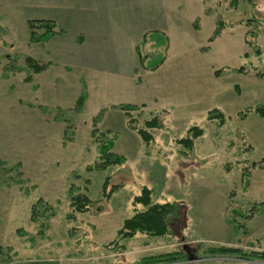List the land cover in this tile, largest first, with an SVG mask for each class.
Returning <instances> with one entry per match:
<instances>
[{
    "label": "rangeland",
    "instance_id": "374dc122",
    "mask_svg": "<svg viewBox=\"0 0 264 264\" xmlns=\"http://www.w3.org/2000/svg\"><path fill=\"white\" fill-rule=\"evenodd\" d=\"M53 3L0 0V264H264V170L251 166L264 160V116L246 110L264 95V79L253 75L255 67L264 72V0H126L96 35L76 33L84 18L68 19ZM32 19L56 21L63 35L32 42ZM96 37L99 48H86ZM159 51L164 62L143 68L140 56L152 61ZM27 56L50 66L33 73ZM242 65L251 72L234 70ZM214 109L226 117L221 127L209 118ZM160 112L146 145L138 128ZM194 125L204 135L183 152L175 140ZM99 136L126 161L89 171ZM243 167L252 169L248 186ZM144 186L156 202H177L172 233L111 244ZM74 187L94 202L91 210L72 213ZM233 209L239 229L227 221ZM222 246L238 251H210Z\"/></svg>",
    "mask_w": 264,
    "mask_h": 264
},
{
    "label": "trees",
    "instance_id": "16d2710c",
    "mask_svg": "<svg viewBox=\"0 0 264 264\" xmlns=\"http://www.w3.org/2000/svg\"><path fill=\"white\" fill-rule=\"evenodd\" d=\"M56 22L54 20H48V19H32L28 21V27L30 30V39L32 42L34 41H41L46 42L51 37H53L56 34H59L61 31L56 30ZM221 25L218 24L217 29L213 33V35L210 37V41H213L216 36L219 35L221 31ZM39 30H43L42 33H38ZM149 35L146 34L145 38L143 39V42L147 40V37ZM158 40V44L165 46L164 49L167 50L168 48V37L161 33L156 37ZM247 43L252 46V41H247ZM138 52H139V45H138ZM254 52H256L257 55L261 54V49L254 45ZM158 58H155V62L149 61V59H146L144 57L140 56V62L143 68H146L148 70H155L157 69L163 62L165 58V53L163 51H159L156 56ZM244 56H248V53L244 54ZM154 58V57H153ZM26 62L28 65L29 70H31L33 73H40L44 70L48 69L50 66V63L48 62H39L38 60L34 59L33 57L27 56ZM148 66V67H147ZM238 73H244L248 74L251 71L247 69L245 65L240 66L239 68L234 69ZM222 71L218 70L215 72L216 75H219ZM254 75L264 78V72L261 70H258L257 67L254 68ZM26 82L32 81V73L27 75L25 78ZM236 92L240 93V87L236 86ZM86 101V95H81L78 98L77 102V108L79 110L82 109L84 106V103ZM119 108L122 110H136L139 109V106L134 104H120L118 105ZM165 110V109H163ZM162 110V111H163ZM247 111H255L260 116H264V103H258V105L246 109ZM161 111V112H162ZM246 111V112H247ZM156 113L151 119H147L145 121V127L144 128H138V133L140 134L142 140L147 144H150L154 141L155 136L152 132L149 131V129L153 128H160L161 123L159 121L160 114ZM246 113H242V116H245ZM209 118L213 119L217 122L219 127L223 126L226 122V117L223 112L219 111L218 109H214L209 112ZM130 127L133 129H136V126L130 123ZM204 135V129L200 126L194 125L191 128L188 129L187 134L185 137L177 138L175 141L177 144H179L183 148V152L192 150L195 147V142L198 138ZM102 136L97 137L100 149V156L99 159L93 164L88 166L89 171H103L107 169L111 165L115 164H121L126 161V158L123 155L118 154L113 150V142L112 141H103L101 138ZM254 168H259L264 170V160L260 162H254L251 164ZM248 167H243V173L245 177V186H248L249 179L251 176V170L247 169ZM251 168V167H250ZM74 193L69 191L70 194V207L72 210V213L76 215L77 213H84L88 210H91V208L94 205V202L89 198V196L81 191L79 187H74ZM112 190L107 193L108 195L111 194ZM39 206H45V202L41 199L38 200ZM230 203V202H229ZM132 204L136 206L134 209V213L131 217L124 220L122 227L118 231L117 238L110 243L113 242H120V240L130 239L136 236L137 234H146L151 236H165L170 233H172V221L174 218H177L179 216V207L177 205L176 201H165V202H156L154 201L152 197V189L148 186H144L141 190V192L133 197ZM262 204V207L264 208V203ZM138 206H141L142 208H138ZM230 206H228V209ZM35 209H37V205L35 206ZM240 213L239 210L233 209L232 210V217L227 216V221L235 228L239 229L240 226L244 225V223L239 222L236 219V215ZM38 216L41 215V213L36 212ZM72 214V216H73ZM248 216H251L250 214H246L243 216V218H248ZM213 253L216 252H222V253H235L238 251L235 247H217L210 249ZM2 253V247H0V254ZM177 254V253H176ZM165 256H171L170 254H167ZM164 256V257H165ZM174 257V256H173ZM264 257V254L262 255ZM175 259V258H173ZM164 260V259H161ZM145 263H154L157 262L154 258H147L144 260Z\"/></svg>",
    "mask_w": 264,
    "mask_h": 264
},
{
    "label": "crops",
    "instance_id": "0c3cea01",
    "mask_svg": "<svg viewBox=\"0 0 264 264\" xmlns=\"http://www.w3.org/2000/svg\"><path fill=\"white\" fill-rule=\"evenodd\" d=\"M53 1L55 2V3H53V5L56 8L55 11L60 12V14H62V15L64 14V16H67L68 19H70L72 17H73V20H74V18H78V17H80L81 19L84 18L83 22L80 25L81 28L78 27L79 25L74 27V29H76V33H80L81 30L83 32V30H84L85 32L89 31V33L95 34V35L98 33L103 34V31L109 30V27H107L106 30L103 29V25L107 26V24H105L106 22L102 19L103 18L107 19L109 17L114 18L115 16L120 15V12H117V11H120V10L124 11V9L126 10V8H125L126 0H53ZM127 3H128V1H127ZM69 10L73 11V13L71 14L70 12H68ZM37 13H39L40 15L42 14V12H40V11H38ZM39 14H37V15H39ZM44 14H46V13H44ZM51 14L57 16L56 14H53V13H51ZM37 17H40V16H37ZM45 17H46V15H44V18ZM86 18L87 19L90 18L92 20H85ZM101 20H102V22H100ZM98 22H100L102 24V26H98ZM90 23H92L93 25H88ZM56 24H57V22H56ZM108 26H109V24H108ZM61 35H63L62 32H60L58 35L57 34L54 35L49 40L44 42V44H47L48 42H50L52 40H56L54 38L57 36L60 37ZM79 37H80V35L79 36L75 35V38L77 39L78 42H80ZM98 39L102 40L101 37H96V39H94L93 42L90 41L91 42L90 47H86V48H89V49H91V47L92 48L93 47L99 48V46L97 44H95ZM57 40H58V38H57ZM168 47H169V41H168ZM46 70H44L43 72H46ZM43 72H40V73H43ZM256 77H258V76H256ZM258 78H260V77H258ZM261 79H264V78H261ZM30 82H33V77H32V81H30ZM37 84L35 85L36 86L35 90L39 89ZM40 87H41V85H40ZM237 94L238 95L241 94V88H240V93H237ZM261 102L264 103V95L261 99Z\"/></svg>",
    "mask_w": 264,
    "mask_h": 264
}]
</instances>
